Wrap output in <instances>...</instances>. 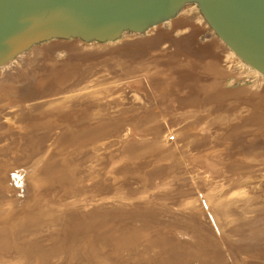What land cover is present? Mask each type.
<instances>
[{
	"label": "rangeland",
	"instance_id": "obj_1",
	"mask_svg": "<svg viewBox=\"0 0 264 264\" xmlns=\"http://www.w3.org/2000/svg\"><path fill=\"white\" fill-rule=\"evenodd\" d=\"M0 264H264V75L196 5L0 69Z\"/></svg>",
	"mask_w": 264,
	"mask_h": 264
},
{
	"label": "water",
	"instance_id": "obj_2",
	"mask_svg": "<svg viewBox=\"0 0 264 264\" xmlns=\"http://www.w3.org/2000/svg\"><path fill=\"white\" fill-rule=\"evenodd\" d=\"M192 4L225 45L264 75V0H0V68L54 39L110 43L125 31L139 34Z\"/></svg>",
	"mask_w": 264,
	"mask_h": 264
},
{
	"label": "bare ground",
	"instance_id": "obj_3",
	"mask_svg": "<svg viewBox=\"0 0 264 264\" xmlns=\"http://www.w3.org/2000/svg\"><path fill=\"white\" fill-rule=\"evenodd\" d=\"M201 15H202V13H201ZM203 17V16H202ZM207 23V22H206ZM153 28V27H152ZM217 35V34H216ZM218 36V35H217ZM218 39L222 42V39L218 36ZM223 43V42H222ZM224 44V43H223ZM225 45V44H224ZM225 47L228 49V50H230L235 56H237L239 59H241L242 61H244L245 60V58H243V57H241L237 52H235V51H233L231 48H229L227 45H225ZM3 59V58H2ZM1 59V60H2ZM245 63H246V61H244ZM250 63V62H249ZM247 64V63H246ZM249 65V64H248ZM0 69H2V68H0Z\"/></svg>",
	"mask_w": 264,
	"mask_h": 264
}]
</instances>
